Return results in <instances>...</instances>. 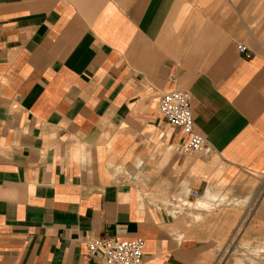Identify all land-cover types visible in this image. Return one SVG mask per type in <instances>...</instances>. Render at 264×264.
Segmentation results:
<instances>
[{"label": "crops", "instance_id": "crops-1", "mask_svg": "<svg viewBox=\"0 0 264 264\" xmlns=\"http://www.w3.org/2000/svg\"><path fill=\"white\" fill-rule=\"evenodd\" d=\"M173 90L210 153L174 150ZM91 236L144 264L264 247V0H0V264H103Z\"/></svg>", "mask_w": 264, "mask_h": 264}, {"label": "built area", "instance_id": "built-area-1", "mask_svg": "<svg viewBox=\"0 0 264 264\" xmlns=\"http://www.w3.org/2000/svg\"><path fill=\"white\" fill-rule=\"evenodd\" d=\"M238 51L245 57H250L247 48L239 44ZM192 97L189 93L173 90L162 94L158 102V110L169 126L178 127L187 135L184 143L174 145L177 153L202 152L210 153L211 148L204 137L194 129V120L191 110ZM196 196V192H192ZM173 211L179 213L185 208L190 207V203L177 197L173 200ZM87 253L89 256H98L103 264H144L142 257L143 241L141 238L131 240H120L116 238L88 237L86 241ZM238 247V246H237ZM238 248L244 254L247 248ZM235 245H230L225 251L232 255L236 251ZM257 264H264V256L257 260Z\"/></svg>", "mask_w": 264, "mask_h": 264}, {"label": "rangeland", "instance_id": "rangeland-1", "mask_svg": "<svg viewBox=\"0 0 264 264\" xmlns=\"http://www.w3.org/2000/svg\"><path fill=\"white\" fill-rule=\"evenodd\" d=\"M247 248L244 252L236 250L233 252L232 255H229L230 253L227 252L225 258H229L230 261L234 262L236 264V260H240L242 264H257V260L260 259L262 256H264V247H244ZM257 253V254H255Z\"/></svg>", "mask_w": 264, "mask_h": 264}, {"label": "bare ground", "instance_id": "bare-ground-1", "mask_svg": "<svg viewBox=\"0 0 264 264\" xmlns=\"http://www.w3.org/2000/svg\"><path fill=\"white\" fill-rule=\"evenodd\" d=\"M201 201V200H200ZM203 202V201H202ZM202 202H197L194 206H196V207H204L205 206V204H203ZM191 205L190 206H192V203H190ZM207 205V204H206Z\"/></svg>", "mask_w": 264, "mask_h": 264}]
</instances>
